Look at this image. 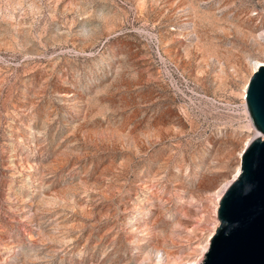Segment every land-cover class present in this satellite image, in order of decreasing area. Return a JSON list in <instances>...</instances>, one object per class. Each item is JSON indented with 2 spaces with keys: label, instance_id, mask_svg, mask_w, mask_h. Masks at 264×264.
I'll return each instance as SVG.
<instances>
[{
  "label": "rangeland",
  "instance_id": "1",
  "mask_svg": "<svg viewBox=\"0 0 264 264\" xmlns=\"http://www.w3.org/2000/svg\"><path fill=\"white\" fill-rule=\"evenodd\" d=\"M255 60L264 0H0V264L202 260Z\"/></svg>",
  "mask_w": 264,
  "mask_h": 264
},
{
  "label": "water",
  "instance_id": "2",
  "mask_svg": "<svg viewBox=\"0 0 264 264\" xmlns=\"http://www.w3.org/2000/svg\"><path fill=\"white\" fill-rule=\"evenodd\" d=\"M245 101L264 134V62L252 71ZM219 224L199 264H264V135L243 148L240 170L218 203Z\"/></svg>",
  "mask_w": 264,
  "mask_h": 264
},
{
  "label": "bare ground",
  "instance_id": "3",
  "mask_svg": "<svg viewBox=\"0 0 264 264\" xmlns=\"http://www.w3.org/2000/svg\"><path fill=\"white\" fill-rule=\"evenodd\" d=\"M254 62H256V60L254 61ZM264 61H257L256 62V64L254 65V68H256V66L257 65H259V64H261V63H263ZM243 97L245 98V93H244V95H243ZM247 107V106H246ZM256 135H258V132H256V134H255V136ZM250 141V140H249ZM248 141V142H249ZM248 142L246 143V145L248 144ZM245 145V146H246ZM244 146V147H245ZM239 170H240V164H239V166L237 167V169H236V171H235V174H234V176H233V178L232 179H230V180H228L221 188H220V190L218 191L219 193H222L223 191H224V189L227 187V185L236 177V175L239 173ZM209 243V242H208ZM208 243H207V246H208ZM206 246V248H208ZM206 248H205V250H206ZM201 262V259L200 260H198V261H191V262H187V264H199ZM166 264H168V262L166 263Z\"/></svg>",
  "mask_w": 264,
  "mask_h": 264
}]
</instances>
